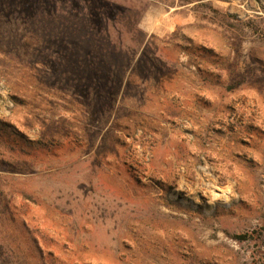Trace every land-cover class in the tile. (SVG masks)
<instances>
[{"label":"rangeland","instance_id":"1","mask_svg":"<svg viewBox=\"0 0 264 264\" xmlns=\"http://www.w3.org/2000/svg\"><path fill=\"white\" fill-rule=\"evenodd\" d=\"M0 123V264H264V0H0Z\"/></svg>","mask_w":264,"mask_h":264},{"label":"trees","instance_id":"2","mask_svg":"<svg viewBox=\"0 0 264 264\" xmlns=\"http://www.w3.org/2000/svg\"><path fill=\"white\" fill-rule=\"evenodd\" d=\"M138 15H139V17H138V19H136V22L140 19V17H141L142 14L140 13ZM0 125H1V123H0ZM4 129H8V127L5 126V128H3V131H4ZM11 132L13 134H15V138L16 139H19V135L17 134V132L15 131V129L14 130H11ZM0 138H1V136H0ZM22 143H23V145L25 147L33 149L34 152L37 151V150L38 151L39 150H41V151L42 150H48L50 148V146L53 145V144L50 143V141H46V139H44V140L39 139L38 142H36L35 144L30 143V142H26V141H22ZM11 148L13 149V151L15 153H17L13 147H11ZM247 237H248L247 235L237 236V238L240 239V240H245V239H247ZM34 245H35V243H34ZM35 250L38 252V255L40 257H42V250H39L38 243L35 245Z\"/></svg>","mask_w":264,"mask_h":264},{"label":"bare ground","instance_id":"3","mask_svg":"<svg viewBox=\"0 0 264 264\" xmlns=\"http://www.w3.org/2000/svg\"><path fill=\"white\" fill-rule=\"evenodd\" d=\"M222 195H224V193H222ZM214 196H215V197H217L218 195H217V194H215Z\"/></svg>","mask_w":264,"mask_h":264}]
</instances>
